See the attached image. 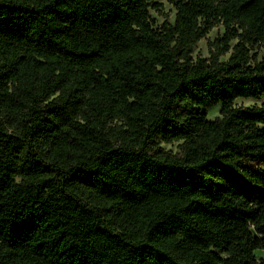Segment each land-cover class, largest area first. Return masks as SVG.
<instances>
[{"label": "trees", "instance_id": "16d2710c", "mask_svg": "<svg viewBox=\"0 0 264 264\" xmlns=\"http://www.w3.org/2000/svg\"><path fill=\"white\" fill-rule=\"evenodd\" d=\"M168 2L0 0V264H264V0Z\"/></svg>", "mask_w": 264, "mask_h": 264}, {"label": "rangeland", "instance_id": "374dc122", "mask_svg": "<svg viewBox=\"0 0 264 264\" xmlns=\"http://www.w3.org/2000/svg\"><path fill=\"white\" fill-rule=\"evenodd\" d=\"M159 2L162 4V11L157 12L155 10H152V16L156 19L157 24L161 25L165 21H168L171 24L175 23V15H176V9L174 6L168 2V0H159ZM224 34V27L223 26H217L215 27L210 33L207 35V38L202 39L200 42L197 43L195 46V52L194 57H201V58H210L212 56V51L215 52L216 49L213 47V43L217 38L222 37ZM237 44V41H233L231 43V46H235ZM254 52L258 54L259 59H261L264 56V49H256ZM229 55L222 57L221 60L225 61L227 60ZM264 100H252V99H238L235 101V105L237 107H254V106H260ZM220 110L221 106L215 107L213 110L208 112V118L213 120L220 116ZM163 148L167 151H171L172 153H178L179 150V143H175L173 145H163ZM256 255L260 259H264V250H258L256 251Z\"/></svg>", "mask_w": 264, "mask_h": 264}]
</instances>
